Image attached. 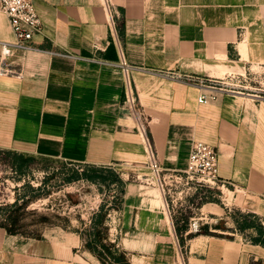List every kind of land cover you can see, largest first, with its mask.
<instances>
[{"label":"crops","instance_id":"obj_1","mask_svg":"<svg viewBox=\"0 0 264 264\" xmlns=\"http://www.w3.org/2000/svg\"><path fill=\"white\" fill-rule=\"evenodd\" d=\"M110 2L161 168L167 177L183 170L194 141L215 147L224 207L204 212L214 205L204 203L198 217H188L182 209L172 213L156 190L148 192L156 209L145 196L130 206L129 188L149 169V159L124 106L126 78L104 0H33L42 23L34 50L12 59L17 74L0 76V153L115 172L125 186L116 211L122 223L107 226L130 264H264V246L251 239L255 228L242 233L228 225L236 215L231 208L264 220V101L247 84V90L214 91L215 100L200 104L198 88L157 75L223 78L264 65V0ZM13 40L0 11V43ZM220 220L236 233L217 227ZM63 233L62 239L24 237L0 226V264H103L78 250L80 234Z\"/></svg>","mask_w":264,"mask_h":264},{"label":"rangeland","instance_id":"obj_2","mask_svg":"<svg viewBox=\"0 0 264 264\" xmlns=\"http://www.w3.org/2000/svg\"><path fill=\"white\" fill-rule=\"evenodd\" d=\"M165 79L173 81L168 78ZM251 85L253 86L251 88L253 89V94H256V88L259 86ZM248 87L249 86H247V89ZM124 106L129 110L125 101ZM141 109L144 112L143 107H141ZM134 119L137 124L135 116ZM143 120L147 126L148 133L146 115ZM73 170L81 172L82 165L72 164L53 158L33 157L22 173H16L12 168L10 158L1 152L0 225L8 224L10 223V217H16L18 219V224L15 226V229L24 237L41 238L44 236H53L57 239H62L64 234L63 231L77 233L80 234L82 238V245L78 248L80 251H90L86 244L91 240L90 236L98 232L100 240L103 241V239H106V242H103L106 248L103 249L95 245H91V247H94L96 251L102 253L106 264H113V257H119L122 263L125 261L129 262L128 253L119 246L118 239H116L118 234L113 231V236L110 238L109 226H107V224L119 226L122 223L121 212H116L113 209L115 205L118 204V198H120V187L114 182H110L109 185H106L85 180L64 181L65 177L71 175ZM138 176V182L133 183L132 185L134 187L131 186L129 188L128 197L131 199L129 203L130 206L138 205L137 201L139 197L143 199L145 196L147 200H150V205L148 207L156 209L160 205L153 200V195L148 193L152 190H156L161 197L162 203H164L166 199L172 213L182 209L184 210L182 213H185L188 217H198L197 214L199 213V209L204 203L211 202L220 207H224L221 199L217 197V195H221V193L217 191L215 192L216 195L214 200L210 199L203 204H197V195H203L205 189L196 190L193 185L186 184L185 181H177L173 177H167L163 169L159 179L155 177L150 169L139 171ZM158 180L162 182L164 191L159 188L160 184ZM127 181H133V179L130 178ZM24 197L27 203L20 207V205L23 204L22 198ZM16 199L19 200L18 207H13ZM143 203L145 202L142 200L141 206L144 205ZM98 205H104L102 215H104V220L107 218L108 221L103 224H98L97 227H93V223L91 224V217L93 215L92 213H94L93 210L99 213L101 208L98 207V209H96ZM231 209L230 214L233 215L236 213V215H233L234 218L230 219L228 225L237 228L235 216L238 215V212L234 208ZM107 214L112 216V223ZM217 223V227L233 232L231 231L233 229L226 227L225 221L220 220ZM195 229L197 230L198 228L196 227ZM200 230L205 234L209 233L208 229L204 230V228H200ZM233 233L236 232L234 231ZM248 236H250V234H248ZM125 243L126 240H124V245L127 247ZM147 244L149 246L148 242ZM146 249H148V247H146ZM116 251H118L117 254ZM109 253L115 254L112 256Z\"/></svg>","mask_w":264,"mask_h":264},{"label":"built area","instance_id":"obj_3","mask_svg":"<svg viewBox=\"0 0 264 264\" xmlns=\"http://www.w3.org/2000/svg\"><path fill=\"white\" fill-rule=\"evenodd\" d=\"M104 6L108 12L109 26L113 41L118 48L120 55V66L122 67L125 78V103L137 120L138 132L143 138L145 152L149 159V169L154 173L156 178H160L162 168L156 156L154 145L150 141L147 133V126L144 123L145 115L138 104L136 94L129 79V65L127 64L121 40L118 32L117 13L114 11L110 0H104ZM0 11L6 15L10 23L14 40L12 42L0 43V76H11L17 74L12 65V59L17 54H26L34 47L32 45L33 37L42 29V23L34 6L33 0H0ZM161 77L178 81L189 86L199 89L198 102L207 104L217 98L214 91L234 92L237 88L247 89V84L259 86L254 94L258 101H264V65L258 69H250L248 73L233 75L229 74L223 78H212L197 73H176L160 72ZM241 79L243 85L233 83V80ZM259 92V93H258ZM171 177L177 181H185L191 184L196 190L205 189L203 195L198 194L197 204H203L210 199L214 200L216 191L223 193L226 183L219 176L218 151L215 147L203 142L194 141L188 156L187 166L183 170H177L171 173ZM159 181V188L164 191L162 182ZM217 195V197H221ZM99 205L96 209H98ZM93 212H95L93 210ZM93 214V213H92ZM260 224L264 227V220L259 219Z\"/></svg>","mask_w":264,"mask_h":264},{"label":"trees","instance_id":"obj_4","mask_svg":"<svg viewBox=\"0 0 264 264\" xmlns=\"http://www.w3.org/2000/svg\"><path fill=\"white\" fill-rule=\"evenodd\" d=\"M2 153H4L6 156L10 158L12 168L14 169L16 173H22L27 168L28 163L33 158L30 156H25L23 154H18V153H14L10 151L2 152ZM77 180L78 181L85 180V181H90V182L97 183V184H106V185H109L110 182H114L120 187V198H118V204L115 205L113 209L114 211H119L121 209L122 197L125 192V189H124L125 186L121 178L115 172H113L110 168H94V167L87 168V167L82 166L81 172H79L78 170H73L71 175L65 177L64 179V181L66 182L77 181ZM25 200H26L25 197L22 198L23 204L20 205V207L26 205L27 201ZM18 203H19V200L16 199L13 207H18ZM103 206L104 205H99V208H101L99 213L94 212L91 217V224L93 223V227H97L98 224H103L107 222V218H105L104 220V215H102V210L104 209ZM237 214L238 215L235 216L236 217L235 222L237 223V226H238L236 229L239 232L243 233L245 230L251 227H254L257 235L251 238L252 242H256L264 246V227L260 224L259 219H256L255 217L251 215H246L243 213H237ZM9 220H10V223L2 224L0 226L5 228L9 234L22 235L21 233L17 232V230L15 229V226H17L18 224V219L16 217H10ZM90 237H91V240L89 241V243L86 244V246L89 248V250L93 254H95L100 259V261L103 264H106L105 259L102 256V253L96 251L94 247H91V245L92 246L95 245L97 247H100V248L102 247L103 249H105L106 245H104L103 242H106V239H103V241L100 240L98 232H95L93 236H90ZM117 252L118 251H116V254ZM109 254L113 256V254L115 253H109ZM113 260H114L113 264H130L128 261H125L124 263H122L119 257H113Z\"/></svg>","mask_w":264,"mask_h":264},{"label":"bare ground","instance_id":"obj_5","mask_svg":"<svg viewBox=\"0 0 264 264\" xmlns=\"http://www.w3.org/2000/svg\"><path fill=\"white\" fill-rule=\"evenodd\" d=\"M211 207H215V209H219V206L217 205V204H214L213 206H211V205H206L204 208H203V211L204 212H206V211H208V210H213V211H215L213 208H211Z\"/></svg>","mask_w":264,"mask_h":264}]
</instances>
